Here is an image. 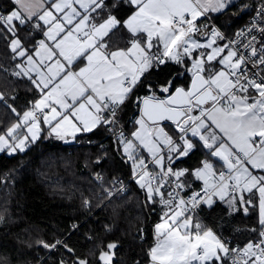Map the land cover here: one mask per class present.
Returning a JSON list of instances; mask_svg holds the SVG:
<instances>
[{
  "label": "snow or ice",
  "instance_id": "snow-or-ice-1",
  "mask_svg": "<svg viewBox=\"0 0 264 264\" xmlns=\"http://www.w3.org/2000/svg\"><path fill=\"white\" fill-rule=\"evenodd\" d=\"M232 2L4 0L0 38L12 37L9 47L14 59L21 61L14 75L27 77L39 98L22 114L12 108L20 119L0 133V152H24L40 138L42 125L47 127L46 135L59 140L75 139L105 125L115 128L118 114L130 103L138 105V129L132 139L120 132L119 142L132 161L136 183L149 201L159 197L165 208L155 225L149 264H264V39L252 35L241 51L231 46L233 42L218 44L225 37L214 27L202 31L201 17L223 13ZM118 3L130 8L127 19L110 11ZM257 16L260 22L253 21L249 31L255 28L264 37V0ZM24 28L42 37L31 50L19 38ZM114 30L130 34L129 47L110 48ZM168 63L190 73L187 87H177L173 80L150 83L151 74ZM144 89L149 94L138 95ZM165 121L174 124L171 133L165 130ZM197 144L218 158L223 170L217 171L207 160L192 171L171 167ZM139 150L150 154L156 172L148 170ZM182 177L202 181L201 191L193 190L185 199L177 190L190 189L191 184ZM166 185H174L167 198L162 191ZM217 199L234 210L237 203L258 207L261 229L256 240L232 247L194 219L199 215L196 209H212ZM243 210L247 213L248 207ZM116 247L112 243L109 251H101L102 264H112L111 250Z\"/></svg>",
  "mask_w": 264,
  "mask_h": 264
},
{
  "label": "trees",
  "instance_id": "trees-1",
  "mask_svg": "<svg viewBox=\"0 0 264 264\" xmlns=\"http://www.w3.org/2000/svg\"><path fill=\"white\" fill-rule=\"evenodd\" d=\"M5 7L10 9L11 5ZM110 11L122 20L131 15L127 4L118 3ZM252 13L250 1L240 0L214 15V21L227 36L233 37L247 25ZM19 38L31 50L42 37L24 28ZM11 39L0 38V93L4 97L0 100V133L20 119L12 108L22 114L39 98L30 80L14 75L21 61L18 57L14 59L9 47ZM168 80H173L177 87H187L190 73L181 65L168 63L150 76L153 85ZM147 94L146 89L138 93ZM133 113L141 114L140 107L131 103L119 113L131 133L137 126L129 121ZM164 124L171 133L174 125ZM46 132L47 128L24 152H0V178L15 177L14 184L4 187L0 194V264H78L80 260L102 264L98 257L101 251H109L107 246L112 243L117 245L111 250L112 264H149L148 252L155 244V225L161 222L164 205L158 197H154L156 202L149 201L136 179L126 195L105 203L93 178L97 173L103 174L108 186L117 178L134 177L132 161L123 153L119 140L106 125L81 134L70 143ZM209 158L208 151L197 145L171 167L192 171L203 161H210ZM213 163L218 171L220 164ZM181 179L191 184L190 189L186 187L188 191L201 186L198 180ZM257 203L253 201L254 205ZM200 212L206 227L222 239L232 238L240 246L257 239L261 229L258 207L249 206L247 213L243 209L231 213L224 203L216 201L212 209L201 206ZM58 240L63 243L55 248L43 246Z\"/></svg>",
  "mask_w": 264,
  "mask_h": 264
},
{
  "label": "built area",
  "instance_id": "built-area-1",
  "mask_svg": "<svg viewBox=\"0 0 264 264\" xmlns=\"http://www.w3.org/2000/svg\"><path fill=\"white\" fill-rule=\"evenodd\" d=\"M249 1H250V5L252 7V10H253L252 16L249 19L247 25L244 26L241 30L237 31L236 34L233 36V38L227 36L224 33V31L220 28V26H218L216 24V22L214 21V15L213 14H210V13H208L207 17H203V20L205 21V25L202 27V31H208V30H210L211 28L214 27L215 29H217L218 31H220L223 34V36L225 37V39L223 41H221V40L218 39L217 40V43L224 44V43H228V42H233L231 46H233V47H235L237 49H240L241 51H243L242 45L244 43H247L248 39L252 35H255L257 37V40L258 41L261 40V39H264V37H261V34H260V32L257 29L253 28L251 31H249V28H251V26L253 24V21H256L257 23L260 22V18L257 16V10H258V8H259L262 0H249ZM241 32H244L245 35L244 36H238V33H241ZM256 46L259 47V44H257ZM106 126L110 129L111 134L116 139L119 140L120 132L123 133V136L125 138L132 139V133L126 127L125 124L119 123V125L117 127H115V128L112 125H106ZM134 143H137L138 144V142H136V141H134ZM139 151H140V154L142 155V157L144 159H148L149 160V163H150V171L156 172L158 169L153 164L152 157L149 156L145 150H139ZM220 170H223V169H219L218 171H220ZM10 178H11V175L3 176V177L0 178V191L2 190V188L5 185H7V183L10 181ZM132 181H133V179H131V182ZM96 182L99 185H102L103 184V186H105V179L101 175L97 176ZM131 182L130 183H124L121 180L116 179L112 183V185H111L112 186V189L115 192V195H117V197H119L122 194H127L129 192V190H130ZM166 186L169 189V191H171V187H174V185H172V186L166 185ZM193 190L194 191H201V188H194L191 191H188L187 188H185L184 190H179L178 189L177 191H179V193H180L181 196H183L185 199H187L190 196V194H191V192ZM200 208L196 209V212L199 215H198V217H194V219L198 218L202 224H205L204 219H203V216L201 215V212H200ZM224 240H226L227 242H229V244L232 247H236V246L243 247V246H240L237 243H235L232 238H228V239H224Z\"/></svg>",
  "mask_w": 264,
  "mask_h": 264
},
{
  "label": "crops",
  "instance_id": "crops-1",
  "mask_svg": "<svg viewBox=\"0 0 264 264\" xmlns=\"http://www.w3.org/2000/svg\"><path fill=\"white\" fill-rule=\"evenodd\" d=\"M239 0H233V2H232V4L229 6V8L231 7V6H233L234 4H236L237 2H238ZM227 10V9H226ZM225 10V11H226ZM224 11V12H225ZM210 14H213V15H218V14H221V13H211L210 12ZM203 19V17H201V20ZM197 23H200L199 21H197ZM114 32H115V35H113V34H110V48H112L113 50L114 49H116V48H127V47H129L130 46V44H129V36H130V34L126 31V30H122V31H118V30H114ZM200 40H201V42H203V37H198ZM106 39H108V38H106ZM39 40V39H38ZM19 71V68L18 67H16V69H15V73L16 72H18ZM20 77H22V78H26V79H28L27 77H25V76H20ZM29 80V79H28ZM1 94V93H0ZM139 117L140 116H138L136 113H133V114H131L130 115V122L131 123H136V121H137V119H139ZM120 118V117H119ZM174 125V124H173ZM138 127H139V125L137 124V126H136V129L135 130H137L138 129ZM42 128L43 129H45V128H47L46 126H44V125H42ZM99 128V127H98ZM98 128H96V129H94L93 131H95V130H97ZM134 130V131H135ZM165 130L166 131H169V127L168 126H166V128H165ZM133 131V132H134ZM42 133H43V131L41 132V134H40V138H41V136H42ZM81 134H84V133H80V134H77V136L76 137H78V136H80ZM53 137H55V136H53ZM75 137V138H76ZM39 138V139H40ZM39 139H37L35 142H37ZM194 139H196V138H194ZM62 141H64V143L66 142V143H70V142H72V141H74V139L72 138V137H66V139L65 140H62ZM35 142H30L29 143V145L31 144V143H35ZM193 142L194 143H196V140H193ZM28 145V146H29ZM197 145H199V144H197ZM122 150H123V145H122ZM206 151H208L207 149H205ZM147 152V151H146ZM16 153V152H15ZM182 158H184V157H182ZM182 158H180V159H182ZM210 159L211 160H218V158H216V157H211L210 156ZM146 160L147 159H145V162H146ZM209 161L210 163H212L213 164V166H214V163H213V161ZM219 161V160H218ZM169 162L167 161V160H165V164H168ZM219 164L221 165L222 164V162L221 161H219ZM202 166V165H201ZM200 166V167H201ZM200 167H198V168H200ZM197 168V169H198ZM134 177H135V179H136V176L134 175ZM183 180V179H182ZM200 183H201V185H202V181H200ZM162 191H163V189H162ZM246 196H247V194H246ZM247 199V198H246ZM217 201H219L218 199H217ZM222 203H224V202H222ZM224 205L229 209V211L231 212V213H235L237 210H234L233 208H230L229 207V205L227 204V203H224ZM244 207H249L248 205H241V204H239V203H237V205H236V209H244Z\"/></svg>",
  "mask_w": 264,
  "mask_h": 264
},
{
  "label": "rangeland",
  "instance_id": "rangeland-1",
  "mask_svg": "<svg viewBox=\"0 0 264 264\" xmlns=\"http://www.w3.org/2000/svg\"><path fill=\"white\" fill-rule=\"evenodd\" d=\"M241 30V29H240ZM201 51H206V50H201ZM137 115L138 116H140V114L139 113H137ZM193 140H196V139H194V138H192ZM146 151V150H145ZM148 154V153H147ZM149 156H150V154H148ZM210 159V158H209ZM211 160V159H210ZM211 161H214V162H217V163H219V161L216 159V160H211ZM99 175H101V176H103V174H101V173H97V174H95L94 176H93V178H94V181H95V183L96 184H98L97 182H96V178H97V176H99ZM104 177V176H103ZM14 179V180H13ZM105 179V178H104ZM118 179V178H117ZM131 179H133V181L135 180V177H132ZM14 181H15V177H14V175H13V178L11 177L10 178V181L7 183V185H5L4 187H6V186H8V185H13L14 184ZM112 185V184H111ZM111 185H108V186H103V184L102 185H99V187H100V192H99V196H101V197H103V199H105V203H107V202H109V201H111V200H113V199H116V197H117V195H115V192H114V190L112 189V186ZM155 186V185H154ZM4 187L2 188V190L4 189ZM2 190L0 191V194H1V192H2ZM159 198V197H158ZM165 198H167V196L165 195ZM89 200H87V202H88ZM86 202V203H87ZM249 206V205H248ZM164 210H165V208H164Z\"/></svg>",
  "mask_w": 264,
  "mask_h": 264
},
{
  "label": "bare ground",
  "instance_id": "bare-ground-1",
  "mask_svg": "<svg viewBox=\"0 0 264 264\" xmlns=\"http://www.w3.org/2000/svg\"><path fill=\"white\" fill-rule=\"evenodd\" d=\"M203 20V19H202ZM217 24V23H216ZM218 25V24H217ZM219 26V25H218ZM203 27V26H202ZM233 38V37H232ZM218 44H220V43H218ZM118 120H119V123H123L122 121H121V119L119 118V114H118ZM146 163L148 164V170L150 171V163H149V160L147 159L146 160ZM119 180H121L122 182H124V183H130L131 182V179H129V180H124V179H119ZM199 188H202V185L199 187ZM163 191L165 192V194H166V196H167V192L169 191V189L167 188V186H165V188L163 189ZM123 195H126V194H122V195H120V196H123Z\"/></svg>",
  "mask_w": 264,
  "mask_h": 264
},
{
  "label": "water",
  "instance_id": "water-1",
  "mask_svg": "<svg viewBox=\"0 0 264 264\" xmlns=\"http://www.w3.org/2000/svg\"><path fill=\"white\" fill-rule=\"evenodd\" d=\"M165 122L172 123V122H170V121H165ZM165 122H164V123H165ZM172 124H173V123H172Z\"/></svg>",
  "mask_w": 264,
  "mask_h": 264
}]
</instances>
